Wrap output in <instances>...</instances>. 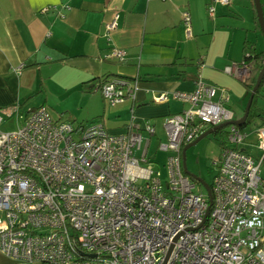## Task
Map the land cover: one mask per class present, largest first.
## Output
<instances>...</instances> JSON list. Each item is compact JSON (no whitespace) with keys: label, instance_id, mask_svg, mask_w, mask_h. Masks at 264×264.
I'll list each match as a JSON object with an SVG mask.
<instances>
[{"label":"built area","instance_id":"2783aa9c","mask_svg":"<svg viewBox=\"0 0 264 264\" xmlns=\"http://www.w3.org/2000/svg\"><path fill=\"white\" fill-rule=\"evenodd\" d=\"M233 1L213 0L209 15L216 4ZM119 20L117 13L106 24L107 38ZM182 24L192 37L188 11ZM127 55L112 47L106 58L121 63ZM252 65L243 59L225 71L245 80ZM196 84L193 92L154 96L156 103L188 104L162 121L165 140L157 151L167 154L165 175L154 167L150 147L157 128L149 120L132 116L126 131L116 134L100 120L79 126L55 118L47 105L24 113L19 105L0 109V128L6 120L19 123L13 131L0 129V252L18 263L264 264V126L242 130L232 123L225 89L201 75ZM134 89L119 78L94 88L110 106ZM223 123H229L227 141L214 162L211 203L185 172L182 151ZM252 137L258 157L242 149Z\"/></svg>","mask_w":264,"mask_h":264},{"label":"crops","instance_id":"0c3cea01","mask_svg":"<svg viewBox=\"0 0 264 264\" xmlns=\"http://www.w3.org/2000/svg\"><path fill=\"white\" fill-rule=\"evenodd\" d=\"M212 1L0 0V108L19 105L24 113L47 105L55 118H62L61 112L70 113L75 103L86 112L71 119L84 124L100 120L116 134L126 131L132 116L149 120L157 128L152 156L155 161L160 154L166 158V153L157 151L159 139L165 140L162 121L188 104L156 103L154 96L193 92L201 75L207 83L225 89L228 108L233 110L232 103L246 108L250 95L244 82L254 70L243 80L225 67L243 61L245 45L264 51L253 0L216 4L214 17L208 13ZM48 7L51 10L44 12ZM184 11L191 14L190 38L182 24ZM117 13L119 27L107 38L105 26ZM112 47L127 51L124 62L106 58ZM106 76L133 79L134 94L110 106L94 90ZM259 106L264 108V98ZM254 143L252 137L242 149L258 157L261 153ZM248 146L257 149L258 156ZM0 264L40 263H18L0 252Z\"/></svg>","mask_w":264,"mask_h":264},{"label":"rangeland","instance_id":"374dc122","mask_svg":"<svg viewBox=\"0 0 264 264\" xmlns=\"http://www.w3.org/2000/svg\"><path fill=\"white\" fill-rule=\"evenodd\" d=\"M254 1V0H253ZM262 7L264 8V0H261ZM255 8V6H254ZM256 9V8H255ZM258 33H261L260 31ZM245 106H239L232 103V109L235 112L236 118L239 119L244 114ZM82 112V113H81ZM86 112L85 107H81L74 103V106L71 108L70 113L68 112H61V116L63 120H69L74 124L78 122L74 120V117L80 118L81 115ZM70 116V117H68ZM74 118V119H71ZM18 122L15 119L6 120L1 125L2 131H13L18 128ZM221 136L218 134H210L207 137L201 139L195 145L191 146L186 151V165L188 171L197 176L198 178L202 179L207 184H211L216 173V166L214 164L215 161H218L220 158V151H221ZM245 146V145H244ZM248 150L252 151L255 155L258 156L257 149L247 148ZM260 154V153H259ZM166 161L165 155L160 154L158 156V161H155L154 167L161 168L163 175L166 174V169L164 168L163 164ZM262 174H264V164L262 165ZM197 191H205L202 185H197ZM206 192V191H205Z\"/></svg>","mask_w":264,"mask_h":264},{"label":"trees","instance_id":"16d2710c","mask_svg":"<svg viewBox=\"0 0 264 264\" xmlns=\"http://www.w3.org/2000/svg\"><path fill=\"white\" fill-rule=\"evenodd\" d=\"M247 46L245 45V51L249 50L252 55H251V57H248V58L245 57L244 59H247L249 62L253 63L252 67H253V70H254V73L251 75V77L244 82V86L246 87L247 92L250 95L252 90H253V88H254V86H255V84H256L258 75H259L261 69L264 67V51L257 52L253 48H247ZM119 78H121V77H119ZM108 79H110V76L104 77V79L101 80L100 83H103V82L107 81ZM124 79H127L129 81L133 80V79H128V78H124ZM100 83L98 85H100ZM261 98H264V95H263V82H261V84L259 85V88L257 89V91L255 93L254 101H253V104H252V107H251V110H250V113H249V116H248L246 122L244 124H242V125H239V127L242 130L246 129V128L250 127V126H252L251 128L257 127V126H264V108L259 106V100ZM0 109H2V108H0ZM78 124H79V126H83L84 125V123H81V122L78 123ZM213 134H218V135L221 136L220 145H221V147H223V145L227 141L226 128L225 127L221 128V129L215 131ZM197 183L200 184L199 182H197Z\"/></svg>","mask_w":264,"mask_h":264},{"label":"water","instance_id":"95a60500","mask_svg":"<svg viewBox=\"0 0 264 264\" xmlns=\"http://www.w3.org/2000/svg\"><path fill=\"white\" fill-rule=\"evenodd\" d=\"M254 3H255L257 15H258V20H259V23H260V27H261V29H262V31L264 33V10H263L262 4H261V0H254ZM263 77H264V67L261 69V71H260V73L258 75L256 84H255V86H254V88H253V90H252V92L250 94V97L248 99V102H247V105H246V108H245V111H244L243 116L240 119H236V120L232 121V123H234L236 125H242V124H244L246 122V120H247V118L249 116V113H250V110H251L253 101H254L255 93H256L257 89L259 88V85L261 84V82L263 80ZM228 124L229 123H223V124H220L218 126H215V127H212L210 129H208L203 134H201L195 141H193L192 143L186 145L183 148V151H182V160H183V167H184L185 172L192 179H194L195 181L199 182L204 187V189L206 190V192H207V194L209 196V201L211 203H212V200H213V196H212V191H211L210 184H207L202 179L198 178L197 176L191 174L188 171L187 165H186V151H187L188 148H190L191 146L195 145L201 139L207 137L210 134H213L215 131H217V130L223 128V127H225Z\"/></svg>","mask_w":264,"mask_h":264}]
</instances>
